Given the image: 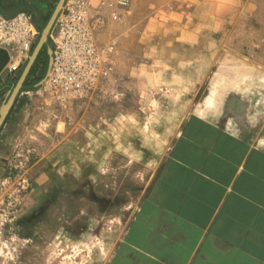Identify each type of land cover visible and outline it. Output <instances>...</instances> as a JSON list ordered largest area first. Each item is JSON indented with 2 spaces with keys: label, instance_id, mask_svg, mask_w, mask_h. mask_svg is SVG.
<instances>
[{
  "label": "crops",
  "instance_id": "1",
  "mask_svg": "<svg viewBox=\"0 0 264 264\" xmlns=\"http://www.w3.org/2000/svg\"><path fill=\"white\" fill-rule=\"evenodd\" d=\"M58 2L0 0V16L25 13L37 27V21L52 16ZM162 12L165 18L179 17V24L164 29L173 34L168 41L175 50L173 64L183 65L185 80L194 83V25L181 24L185 16L194 18V0H175L174 9L159 7L158 16ZM15 55L0 47V110L21 66ZM38 92L36 86L21 89L0 130V183L13 169L8 150L22 145L35 154L20 223L30 219L39 226L40 219L71 223L95 216L108 236L120 228L103 264H264L261 63L232 50L213 58L137 203L131 185L99 184V172L87 163L79 135L60 136L58 123L40 119L52 111L42 108ZM45 129L51 130L50 138L41 135ZM17 225L11 229H19ZM4 233L6 238V229Z\"/></svg>",
  "mask_w": 264,
  "mask_h": 264
},
{
  "label": "rangeland",
  "instance_id": "2",
  "mask_svg": "<svg viewBox=\"0 0 264 264\" xmlns=\"http://www.w3.org/2000/svg\"><path fill=\"white\" fill-rule=\"evenodd\" d=\"M174 3L130 0L128 7L121 8L118 0H88L87 16L100 22L96 39L104 59L111 63L110 73L90 98L63 105L49 86L37 87L35 94L42 108L52 111L40 118L44 123H58L55 131L60 136L66 133L82 139L84 157L99 172V184L109 188L131 185L135 203L169 151L213 58L232 50L264 66V0H194V18L185 16L181 23L194 25V83L187 82L184 66L173 64L175 50L168 46L173 34L164 29L179 24V17L165 18L163 12L158 16L159 7L174 9ZM38 33L30 56L41 30ZM51 34L48 44L53 47ZM38 57L35 71L42 68ZM15 58L21 66L14 87L29 60L17 54ZM41 135L50 138L51 130ZM8 155L13 169L4 184L0 183V264H103L120 228L108 236L100 229L102 220L95 216L71 223L40 219L39 226L29 223L30 219L20 223V205L29 194L35 154L30 147L19 145L8 150ZM15 222L19 229H11Z\"/></svg>",
  "mask_w": 264,
  "mask_h": 264
},
{
  "label": "built area",
  "instance_id": "3",
  "mask_svg": "<svg viewBox=\"0 0 264 264\" xmlns=\"http://www.w3.org/2000/svg\"><path fill=\"white\" fill-rule=\"evenodd\" d=\"M129 3L130 0H118L121 8ZM87 7L88 0H68L51 31L53 63L41 86L52 88L54 97L63 105L95 95L111 71V63L104 59L96 39L100 22L88 18ZM112 17L117 20V13ZM38 35L30 15L0 16V47L13 50L26 60Z\"/></svg>",
  "mask_w": 264,
  "mask_h": 264
},
{
  "label": "water",
  "instance_id": "4",
  "mask_svg": "<svg viewBox=\"0 0 264 264\" xmlns=\"http://www.w3.org/2000/svg\"><path fill=\"white\" fill-rule=\"evenodd\" d=\"M65 1L66 0H59V2L57 3L52 16L50 17L46 27L43 29V31L41 33V37L39 39L38 44L34 48L32 55L29 57L28 63L25 66L24 71H23L20 79L18 80L16 86L14 87L8 101L4 105H2L1 110H0V130L3 126V124L5 123V120H6L7 116L9 115V113H10V111L14 105L19 92L23 88V85H24V83H25V81H26V79H27L38 55H39V53L41 52V50L44 48L45 45H47V52H48V56H49L48 70H47L45 77L39 82L38 85H36V87H40L47 80L51 66H52V63H53V49L48 44L49 36H50L51 30L54 26V23H55L58 15L63 10Z\"/></svg>",
  "mask_w": 264,
  "mask_h": 264
},
{
  "label": "trees",
  "instance_id": "5",
  "mask_svg": "<svg viewBox=\"0 0 264 264\" xmlns=\"http://www.w3.org/2000/svg\"><path fill=\"white\" fill-rule=\"evenodd\" d=\"M50 17H51V15L46 17L43 21H41V22L39 21V23L36 20L37 21L36 25H37L38 29L41 30V33H42L43 29L46 27ZM37 62H40V64H42V68H40V70H38V71H35V69H34L35 67L32 68V70L30 71L22 89H24L25 87L35 88V86L38 85L39 82L45 77L47 70H48V65H49V56H48V52H47V45L44 46L40 56L38 57ZM34 66H36V65H34Z\"/></svg>",
  "mask_w": 264,
  "mask_h": 264
},
{
  "label": "flooded vegetation",
  "instance_id": "6",
  "mask_svg": "<svg viewBox=\"0 0 264 264\" xmlns=\"http://www.w3.org/2000/svg\"><path fill=\"white\" fill-rule=\"evenodd\" d=\"M37 28V27H36ZM38 30V29H37Z\"/></svg>",
  "mask_w": 264,
  "mask_h": 264
}]
</instances>
